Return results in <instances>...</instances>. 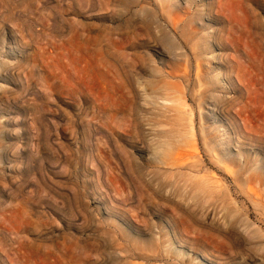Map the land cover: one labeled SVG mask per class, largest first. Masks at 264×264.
<instances>
[{"label":"rangeland","instance_id":"1","mask_svg":"<svg viewBox=\"0 0 264 264\" xmlns=\"http://www.w3.org/2000/svg\"><path fill=\"white\" fill-rule=\"evenodd\" d=\"M0 149V264H264V0H0Z\"/></svg>","mask_w":264,"mask_h":264},{"label":"bare ground","instance_id":"2","mask_svg":"<svg viewBox=\"0 0 264 264\" xmlns=\"http://www.w3.org/2000/svg\"><path fill=\"white\" fill-rule=\"evenodd\" d=\"M51 18H52V17H51ZM55 25H56V24H55ZM123 72H124V71H123ZM128 82H129V81H128ZM174 89H176V88H174ZM131 91H132V90H131ZM182 91H183V90H182ZM131 96H132V95H131ZM179 96H182V95H179ZM179 96H178V97H179ZM174 97H175V96H174ZM179 98H181V97H179ZM180 100H181V99H180ZM134 103H135V102H134ZM171 103H173V102L171 101ZM181 112H182V111H181ZM102 113H103V112H102ZM110 117H111V116H110ZM124 120H125V119H124ZM124 120H123V121H124ZM130 120H131V119H130ZM177 120H178V119H177ZM191 120H192V119H191ZM191 120H189V125L187 126V127L190 128V131H189L188 134H186V135L189 137V139L191 140L190 142L193 141L192 138L194 137V134H193V131H192V125H191L192 121H191ZM246 120H247V119H246ZM241 121H242V120H241ZM105 122H106V121H105ZM114 122H115V121H114ZM124 122H125V121H124ZM119 123H120V122H119ZM105 124H107V123H105ZM116 125H117V124H116ZM113 126H114V125H113ZM117 126H118V125H117ZM114 128H115V127H114ZM89 129H90V128H89ZM121 129H122V128H121ZM125 129H126V128H125ZM116 130H117V129H116ZM119 130H120V129H119ZM172 130H173V129H172ZM173 132H174V131H173ZM171 133H172V132H171ZM175 133L177 134L178 131H176ZM178 134H179V133H178ZM183 134H184V133H183ZM173 135H175V134H171L172 137H174ZM141 136H142V135H141ZM182 136L184 137V135H182ZM139 137H140V136H139ZM143 137H144V136H142V138H143ZM188 137H187V138H188ZM142 138H141L140 140H142ZM103 139H104V138H103ZM94 140H95V139H94ZM144 140H145V139H144ZM144 140H143V141H144ZM143 141H141L142 143L139 142V143H140L139 145H136V146H134V147L132 148L133 152H136V151H137V152H139V153H142V152L144 153V150H145V148H146L147 145L145 146V145L143 144ZM185 141H186V140H185ZM136 142H137V141H136ZM146 142H147V141H146ZM188 142H189V141H188ZM193 142H195V140H194ZM144 143H145V142H144ZM183 143H184V142H183ZM109 144H110V143H109ZM136 144H137V143H136ZM142 144H143V145H142ZM184 144H185V143H184ZM101 146H102V145H101ZM144 146H145V147H144ZM187 146H188V145H187ZM190 146H191V145H190ZM195 146H196V145H195ZM0 150H1V149H0ZM148 150H149V149H148ZM104 151H105V150H104ZM127 151H128V150H127ZM124 153H126V152H124ZM132 154H133V153H131V155L127 153L126 156H128L129 159L131 158L130 161H132V163L134 162L133 164L136 165L135 161H136V162L138 161V160H135V161H134V159H135L134 156H135L136 154L133 155V158L131 157ZM100 155H101V154H100ZM177 157H178V156H177ZM187 157H188V156H187ZM192 157H193V156H192ZM175 158H176V157H175ZM136 159H137V158H136ZM194 160H195V159H194ZM183 161H184V160H183ZM178 162H179V161H178ZM187 162H188V161H187ZM197 162H198V161H197ZM128 164H129V163H128ZM133 164H132V165H133ZM137 164H139V163L137 162ZM135 165H133V166H135ZM137 166H138V165H137ZM199 166H200V165H199ZM194 167H195V166H194ZM196 167H197V166H196ZM186 168H187V167H186ZM134 169H136L135 171H137V172H136V173L138 174L137 176H139V178H140V176H141V173H140V170H139L140 168H139V167H134ZM181 169H182V168H181ZM195 169H196V168H195ZM196 170H197V169H196ZM141 172H142V171H141ZM186 173H187V172H186ZM180 174H181V173H180ZM188 174H189V173H188ZM184 175H185V173H184ZM142 176H144V175H142ZM147 176H148V175H147ZM188 176H189V175H188ZM190 176H191V175H190ZM190 176H189V177H190ZM172 177H173V176H172ZM139 178H138V179H139ZM141 178H142V177H141ZM187 178H188V177H187ZM142 179H143V178H142ZM145 179H146V178H145ZM147 181H148V180H147ZM179 181H180V180H179ZM182 181H183V180H182ZM185 181H186V180H185ZM148 182H149V181H148ZM164 182H166V181H164ZM192 182H193V181H191V183H192ZM196 182H197V181H196ZM144 184H145V183H144ZM162 184H164V183L162 182ZM185 184H186V183H185ZM172 185H173V184H172ZM174 185H175V183H174ZM145 186H146V185H145ZM156 187H157V186H156ZM163 187H164V186H163ZM174 187H175V186H174ZM131 188H132V187H131ZM149 188H150V187H149ZM161 188H162V186H161ZM165 188H166V187H165ZM193 188H194V187H193ZM195 188H196V187H195ZM121 189H122V187H121ZM146 189H148V188H146ZM153 189H154V188H153ZM159 189H160V188H159ZM159 191H160V190H159ZM181 191H182V190H181ZM172 192H173V191H172ZM203 192H204V191H203ZM130 193H131V192H130ZM151 193H152V191H151ZM209 193H210V192H209ZM115 194H116V193H115ZM123 194H124V193H123ZM123 194H122V195H123ZM130 195H131V194H130ZM153 195H154V194H153ZM126 196H127V195H126ZM128 196H129V195H128ZM164 196H166V194H165ZM204 196H205V195H204ZM115 197H116V196H115ZM117 197H118V196H117ZM166 197H168V196H166ZM166 197H165V198H166ZM45 198H46V197H45ZM165 198H163V199H165ZM130 199H131V198H130ZM169 199H170V198H169ZM169 199H167V200H169ZM186 199H187V198H186ZM165 200H166V199H165ZM127 201H128V200H127ZM172 201H173V200H172ZM172 201H171V202H172ZM174 201H175V200H174ZM174 201H173V202H174ZM198 201H199V200H198ZM27 202H28V201H27ZM184 202H185V201H184ZM175 204H176V203H175ZM187 208H188V207H187ZM152 224H153V222H152ZM152 224H151V225H152ZM154 226H155V225H154ZM150 228H153V231H154V230L156 231L155 227H150ZM153 231H152V233H153ZM156 232H157V231H156ZM154 234H155V233H154ZM157 235H158V234H157ZM157 235H156V236H157ZM160 235H161V233H160ZM156 236H155V237H156ZM158 236H159V235H158ZM153 237H154V236H153ZM157 238H159V237H157ZM157 238H156V239H157ZM160 238H161V237H160ZM156 239H155V240H156ZM16 240H17V239H16ZM111 241H112V240H111ZM157 241H158V240H157ZM160 241H161V240H160ZM155 244H156V243H155ZM156 245H158V244H156ZM158 249H159V248H158ZM135 250H136V249H135ZM154 250H155V249H154ZM152 253H154V251H152ZM155 253H156V252H155ZM157 253H158V252H157ZM65 264H66V263H65Z\"/></svg>","mask_w":264,"mask_h":264}]
</instances>
